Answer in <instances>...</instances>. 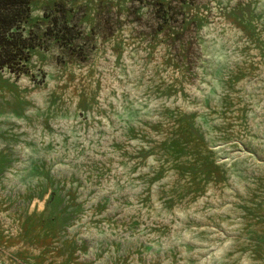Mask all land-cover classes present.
Wrapping results in <instances>:
<instances>
[{
  "label": "rangeland",
  "instance_id": "obj_1",
  "mask_svg": "<svg viewBox=\"0 0 264 264\" xmlns=\"http://www.w3.org/2000/svg\"><path fill=\"white\" fill-rule=\"evenodd\" d=\"M30 1L0 264H264V0Z\"/></svg>",
  "mask_w": 264,
  "mask_h": 264
},
{
  "label": "trees",
  "instance_id": "obj_2",
  "mask_svg": "<svg viewBox=\"0 0 264 264\" xmlns=\"http://www.w3.org/2000/svg\"><path fill=\"white\" fill-rule=\"evenodd\" d=\"M30 0H0V71L29 72L38 35L31 24Z\"/></svg>",
  "mask_w": 264,
  "mask_h": 264
}]
</instances>
